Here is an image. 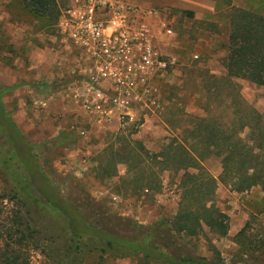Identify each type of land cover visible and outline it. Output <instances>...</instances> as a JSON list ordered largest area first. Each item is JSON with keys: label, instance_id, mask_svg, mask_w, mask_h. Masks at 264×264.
Here are the masks:
<instances>
[{"label": "rangeland", "instance_id": "374dc122", "mask_svg": "<svg viewBox=\"0 0 264 264\" xmlns=\"http://www.w3.org/2000/svg\"><path fill=\"white\" fill-rule=\"evenodd\" d=\"M132 1L155 9L174 32L170 37L158 31L155 40L164 56L172 54L178 58V65L153 83L160 91L163 109L152 112L137 108L133 122L116 130L95 131L90 138H84L72 127L92 129L89 118L71 99L61 97L66 96L67 88L76 80L78 64L76 54L61 48L56 41L54 13L37 15L23 0H0V89L4 91L0 100L10 117L18 120L25 140V144L18 142L15 134L10 139L0 129V264H9L6 258L16 259V264H58L56 251H65L71 218L77 216L81 222L92 223L95 217L89 208L95 202L113 214L143 225H151L162 217L172 218L177 213L183 172H163L159 193H147L134 192L131 185L122 182L126 173L123 165L119 166L118 176L109 180H100L95 168L100 153L116 134H132L151 152H158L172 138L184 135L192 124L190 116H205L209 98L205 85L211 76L226 74L230 27L227 11L215 9L214 0ZM233 4L264 12V0H233ZM18 36L20 39L16 40ZM28 42V46L42 54L37 58L38 64L46 60L51 67L42 66L46 73L39 83L12 81L7 86L1 78L10 75L7 68L27 61ZM234 82L248 104L264 115V87L243 79ZM226 94L227 90L218 102L226 101ZM49 95L54 97L55 113L45 112L41 103H36ZM65 107L66 110L59 111ZM61 132L69 141L59 143ZM247 134L248 131L243 136ZM203 165L219 178L221 165L217 158H209ZM46 178L52 184L50 189L45 186ZM231 193L234 192L229 185L220 183L214 202L228 216L232 235L218 237L205 227L202 234L184 244L195 256L212 260L218 252L222 264H234L248 259L260 248L262 242L256 234L264 232L262 189L253 188L248 196ZM51 195L66 213L47 206L45 199ZM248 222L252 223V230L239 235ZM87 241L82 240L80 264H141L132 258L101 257V252L86 246Z\"/></svg>", "mask_w": 264, "mask_h": 264}, {"label": "trees", "instance_id": "16d2710c", "mask_svg": "<svg viewBox=\"0 0 264 264\" xmlns=\"http://www.w3.org/2000/svg\"><path fill=\"white\" fill-rule=\"evenodd\" d=\"M23 1L37 15L54 13L56 31L61 12L57 0ZM214 1L215 9L227 11L229 53L226 74L211 76L205 85L209 97L205 116H190L192 124L184 135L172 138L158 152H151L132 134H117L100 153L95 168L100 180H109L118 176L119 166L123 165L126 176L122 182L131 185L134 192L151 190L155 193L161 189L163 172H183L177 213L172 218L162 217L151 225H143L113 214L106 206L95 202L89 208L95 217L92 223L81 222L77 216L71 218L65 251H56L58 264H80L79 256L84 252L82 240L86 238V246L101 252V257L132 258L141 264H222L218 252L208 260L195 256L184 244L202 234L205 227L218 237L228 236V216L214 202L220 183L229 185L236 193L256 187L264 193V115L248 104L234 82L243 79L264 87V12L235 7L233 0ZM226 90V101L218 102ZM0 129L5 130L10 139L15 134L14 138L25 144L1 100ZM246 131L248 134L244 137ZM65 136V133L60 134L59 143L64 142ZM212 157L220 161L219 178L203 165ZM45 183L46 188L52 187L48 178ZM45 200L47 206L66 213L54 195ZM251 225L248 222L239 235L252 230ZM256 235L262 242L258 251L234 264H264V232ZM5 261L17 263L16 259L6 258Z\"/></svg>", "mask_w": 264, "mask_h": 264}, {"label": "built area", "instance_id": "2783aa9c", "mask_svg": "<svg viewBox=\"0 0 264 264\" xmlns=\"http://www.w3.org/2000/svg\"><path fill=\"white\" fill-rule=\"evenodd\" d=\"M57 1L60 47L76 54L78 64V76L66 91L90 122L109 126L118 120L123 126L134 121L137 108L162 110L153 83L175 68L178 58L164 56L155 45L158 31L174 36L159 12L132 0ZM78 134L85 137L88 130Z\"/></svg>", "mask_w": 264, "mask_h": 264}, {"label": "crops", "instance_id": "0c3cea01", "mask_svg": "<svg viewBox=\"0 0 264 264\" xmlns=\"http://www.w3.org/2000/svg\"><path fill=\"white\" fill-rule=\"evenodd\" d=\"M17 39L19 40L20 39V36H18V38H16V40ZM51 39H53V36L51 37ZM56 41H58L60 43V35L59 34H57V36H56ZM29 44L30 43L28 42L27 43V47H26V52H27L26 53V56L28 57L27 58V61L26 62H23V63L20 62L19 66H17L16 68L15 67H13V68H7V71L6 72H9L10 75H8V77H6V78H4V77L1 78L2 81H5L6 83H8V84H6L7 86L8 85L11 86L12 81H15V83L18 82V81L21 82V83H25V81L27 82L29 80H32V81H34L33 83H39L37 81H39V79L41 80V77H43V74L46 73V71L43 70L42 66H44V68L46 67V69H49V67H51V64L46 63V60L45 61L43 60V62H40V64H38L39 61L37 60V58H41L42 57V54L41 53H38L39 51L36 52L34 49H32L30 46H28ZM43 81H44V79H43ZM34 93L37 94V92L35 90H34ZM61 97H62V100H69V99H71L67 93H66V96L64 94H62ZM67 98H69V99H67ZM52 100H54V97L52 95H49V97L43 99V101L38 102L36 100V103L37 104L41 103L40 105H42V108H43V110L45 112L52 110L55 113V111H56L55 110V107L56 106H53L52 105ZM72 102H73V100H72ZM64 110H66V107L63 108V109L62 108L59 109V111H64ZM12 120L15 122V124H16V126H17V128L19 130L18 120H15L14 118ZM90 123L92 125V127H91L92 129H89V130L87 129L88 130V134L84 138H90V136L95 131L98 132V133H102V132L108 131L110 129H113V130L119 129V127L121 126L120 122L118 123V120H116L115 122H113L112 125H109V126H105V125L104 126H100V125L94 124L92 122H90ZM81 128H84V127H76V126H73L72 127V131H75L78 134V130L81 129ZM61 133H64V132H61ZM107 144H106V146H107ZM221 172H222V167H221ZM220 174H219V176H220ZM125 176H126V173H125ZM145 192H146V190H145ZM236 194H242V193H235L234 192L233 194L231 193V196L232 195H236ZM159 199H161V198L159 197L158 198V201H159ZM228 235L229 236L232 235L230 233V231H229V234Z\"/></svg>", "mask_w": 264, "mask_h": 264}]
</instances>
